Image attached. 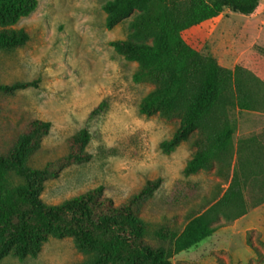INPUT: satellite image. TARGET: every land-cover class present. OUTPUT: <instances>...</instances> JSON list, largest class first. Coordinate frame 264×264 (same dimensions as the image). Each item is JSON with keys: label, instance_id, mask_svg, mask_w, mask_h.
<instances>
[{"label": "trees", "instance_id": "1", "mask_svg": "<svg viewBox=\"0 0 264 264\" xmlns=\"http://www.w3.org/2000/svg\"><path fill=\"white\" fill-rule=\"evenodd\" d=\"M258 4L259 0L107 1L105 27L127 25L126 38L110 45L126 61L137 64L134 82L153 86L141 100L139 112L179 120L171 138L160 145L166 154L195 133V152L183 174L214 170L217 191L190 210L182 223L166 217L149 222L141 217V209L160 186L159 179L147 181L119 205L103 197L102 187L59 204H45L39 198L44 182L64 167L89 160L85 150L89 134L80 130L67 139L65 156L34 167L33 155L49 133L50 123L32 120L15 133L11 143L0 145V261L8 256L36 258L49 238H72L78 251L91 256L80 264H172L174 255L264 204V135L234 144L230 121L231 113L264 110V83L240 66H220L215 58L187 45L181 35L225 9L252 15ZM36 7L37 0H0V51L27 43L24 31L9 27ZM33 85L0 84V95H13ZM104 109L101 103L90 116Z\"/></svg>", "mask_w": 264, "mask_h": 264}, {"label": "rangeland", "instance_id": "2", "mask_svg": "<svg viewBox=\"0 0 264 264\" xmlns=\"http://www.w3.org/2000/svg\"><path fill=\"white\" fill-rule=\"evenodd\" d=\"M107 1L37 0L33 12L9 27L24 31L28 41L23 47L0 51V84L34 85L0 95V145L11 143L29 121L49 122V133L32 158L34 167H43L65 156L67 139L86 129L89 160L64 167L46 180L39 196L43 203L59 204L102 187L103 197L119 205L147 181L159 179L160 186L141 209V217L149 222L166 217L182 223L190 210L217 191L218 178L214 170L184 176L183 169L195 152V133L170 153L162 151L161 143L171 138L179 120L139 112L141 100L153 86L134 82L137 64L126 61L110 45L126 38L127 25L105 27ZM181 35L187 45L215 58L220 66H240L262 81L264 64L258 63L264 57V0H259L252 15L225 9ZM101 103H105L104 111L90 116ZM230 121L234 144L264 135V110L231 113ZM90 257L75 248L72 238H49L36 258L8 256L0 264H80ZM170 261L264 264V204Z\"/></svg>", "mask_w": 264, "mask_h": 264}, {"label": "crops", "instance_id": "3", "mask_svg": "<svg viewBox=\"0 0 264 264\" xmlns=\"http://www.w3.org/2000/svg\"><path fill=\"white\" fill-rule=\"evenodd\" d=\"M261 58H259L260 60H259V66H262L263 64H264V57L263 56H260ZM252 69V68H251ZM256 70V69H255ZM263 74V76H262V81L264 82V73H262Z\"/></svg>", "mask_w": 264, "mask_h": 264}]
</instances>
